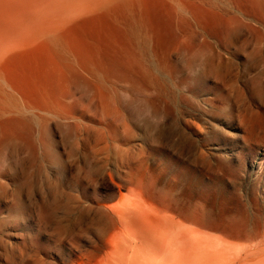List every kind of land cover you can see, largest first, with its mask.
<instances>
[{
  "label": "rangeland",
  "instance_id": "rangeland-1",
  "mask_svg": "<svg viewBox=\"0 0 264 264\" xmlns=\"http://www.w3.org/2000/svg\"><path fill=\"white\" fill-rule=\"evenodd\" d=\"M158 4L61 31L67 120L0 81V264H109L131 207L192 227L166 264H264V0Z\"/></svg>",
  "mask_w": 264,
  "mask_h": 264
},
{
  "label": "bare ground",
  "instance_id": "bare-ground-1",
  "mask_svg": "<svg viewBox=\"0 0 264 264\" xmlns=\"http://www.w3.org/2000/svg\"><path fill=\"white\" fill-rule=\"evenodd\" d=\"M131 1L0 0V81L21 94L24 109L56 112L60 118L69 119L61 100L70 95L66 84L76 71L58 52V47L68 42L70 51L76 37L59 36L61 31L73 28L79 18ZM150 1L159 15L161 0ZM72 7H79V11L72 14ZM9 100L17 108L15 102ZM4 124L16 133H24L29 131L30 122L25 118H11ZM121 176L122 179L129 176L128 180L134 181L126 171L121 172ZM127 210L125 214L119 212L126 233L115 252L116 257L109 264H144L143 259L147 257L153 264H166L172 254L184 253L191 226L159 208L131 207ZM197 213L195 211L192 217ZM111 223L110 216L105 215L100 219L99 229Z\"/></svg>",
  "mask_w": 264,
  "mask_h": 264
}]
</instances>
